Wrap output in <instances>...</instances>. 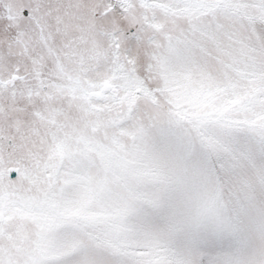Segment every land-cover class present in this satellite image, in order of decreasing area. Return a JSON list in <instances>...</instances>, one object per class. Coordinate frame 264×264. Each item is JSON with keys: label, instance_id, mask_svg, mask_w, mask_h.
I'll return each mask as SVG.
<instances>
[{"label": "snow or ice", "instance_id": "1", "mask_svg": "<svg viewBox=\"0 0 264 264\" xmlns=\"http://www.w3.org/2000/svg\"><path fill=\"white\" fill-rule=\"evenodd\" d=\"M0 264H264V0H0Z\"/></svg>", "mask_w": 264, "mask_h": 264}]
</instances>
